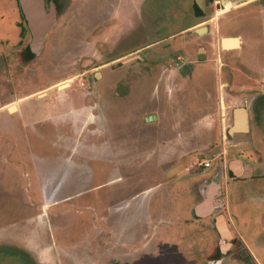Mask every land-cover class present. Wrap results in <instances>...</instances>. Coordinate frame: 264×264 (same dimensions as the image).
I'll return each mask as SVG.
<instances>
[{
  "label": "rangeland",
  "instance_id": "rangeland-1",
  "mask_svg": "<svg viewBox=\"0 0 264 264\" xmlns=\"http://www.w3.org/2000/svg\"><path fill=\"white\" fill-rule=\"evenodd\" d=\"M205 1L204 17L183 23L193 0H67L27 58L19 2L0 0V264H264V101L249 88L264 76L217 50L242 31V11ZM247 15L264 18L263 0ZM208 20L205 61L209 37L179 34ZM237 108L250 130L229 136ZM225 156L245 173L231 188L221 178L217 195Z\"/></svg>",
  "mask_w": 264,
  "mask_h": 264
},
{
  "label": "flooded vegetation",
  "instance_id": "flooded-vegetation-1",
  "mask_svg": "<svg viewBox=\"0 0 264 264\" xmlns=\"http://www.w3.org/2000/svg\"><path fill=\"white\" fill-rule=\"evenodd\" d=\"M16 1H18V0H16ZM44 1V9H45V6H47L48 7V9H49V11L50 10H52V12H56V14L57 13H59L60 12V10L62 9V7L63 6H65L66 5V1L67 0H43ZM133 1V0H132ZM205 1V0H204ZM255 1V0H254ZM119 2V0H117V5H116V7H115V9L119 6L118 3ZM195 2V0H193V3ZM251 3V2H249L248 0H220V2H219V9L220 10H223L224 9V6L226 5V6H228V7H231V9L229 10V11H231V10H234V9H237V8H239V6H242V5H247L248 3ZM110 4V3H109ZM195 3L193 4V7H194V15L193 14H191V15H185V17L183 18V20H182V22L184 23V22H186V19L187 18H190V19H199V18H201V17H204V12H202L201 13V11L198 9V6L196 5V8L197 9H195ZM205 5H206V1H205ZM233 6H235L234 7V9H233ZM171 10L172 11H170V12H177V11H181L182 9H181V7L179 8V4H177L176 6H174L173 8H171ZM199 12V13H198ZM176 18H178V16L176 17ZM175 20V19H174ZM173 20V22H176V21H174ZM209 21L210 20H208V22L205 24V25H203V27H205L206 28V31L205 30H201V34L199 35V34H196L194 31H191V30H188L187 31V29H184V30H182L181 32H180V34L179 35H187V34H189V33H193V35L197 38V40H198V38L199 39H202V38H205V37H209V41H207L206 43H205V45L206 46H201V48H198V50H197V53L199 54V56H201V57H203V58H206L207 57V55L209 54V53H211L212 52V47H213V42H212V40H210V39H212V38H210V35L213 33H211L210 32V26L208 25L209 24ZM205 22V21H204ZM120 29H122V28H120ZM119 30V29H118ZM117 30V28H116V31H118ZM20 33H21V30H20V32H19V38L22 40L23 39V36H21L20 35ZM115 33V32H114ZM218 34V33H217ZM23 35V34H22ZM202 35V36H201ZM218 41V51L220 52V50H223V52H225L224 54H229V49L231 50V48H229V49H222V47H221V43H220V40H217ZM19 43H21V41L19 42ZM201 43H203V41L201 42ZM212 45V46H211ZM147 47V46H146ZM145 47V48H146ZM32 48V51H31V49L28 47V50H29V54H28V56H26L27 58H33L34 57V52H35V50H36V48H37V45L36 44H34L33 43V46L31 47ZM184 48L186 49V45L184 46ZM138 50L139 49H137L136 51L138 52ZM186 53V52H185ZM139 53H135V57H138L137 55H138ZM188 54V53H187ZM223 54V55H224ZM31 55L33 56V57H31ZM206 56V57H205ZM226 58H227V56H226ZM185 59V58H184ZM230 59V58H229ZM224 60H226L225 59V57L223 56V61ZM227 60H228V58H227ZM202 62V61H201ZM217 62L220 64L221 63V58H220V55H218V59H217ZM187 65H188V62H186L185 63V66H184V68L185 69H187ZM221 65H223V67L225 66V64L223 63V64H221ZM222 72H224V68L223 69H221V67L219 68V73L220 74H222ZM246 72V71H245ZM224 74V73H223ZM245 75L247 76V73H245ZM225 78H226V76H225ZM260 92V91H259ZM262 93V94H261ZM257 98H259V100H260V102H263L264 101V92L262 91V92H260V96H257ZM263 105V104H262ZM264 108V105H263V107H260V108H258L257 110H256V112H257V115H256V120L259 118V113L261 114V110ZM250 111V110H249ZM249 111L247 110L246 111V113H247V126H249V130H250V116H249ZM258 111H259V113H258ZM232 121H233V119H232ZM249 133V132H248ZM232 134H229V136H231ZM218 157H220V156H218ZM218 159V158H217ZM221 160V161H220ZM220 160H218V165H215V166H213V168H212V170H213V173H214V177L216 178L215 179V185L214 186H216L215 188H217V190H215L216 191V193H217V195L220 193L219 192V189L221 188V186H220V180H221V178H224V181H225V184H226V186L228 185L229 186V188H231V185H232V182H233V180H235V179H239L240 177H242V176H244V173H245V169H243V167H241V168H239V171H235V170H233L232 168H231V164L230 163H227L226 162V156L225 157H223V159H222V157H221V159ZM217 161V160H216ZM217 163V162H216ZM251 166V165H250ZM250 166H248L247 167V188L249 189V188H251V189H254V187H255V185H253V182H255V180L253 179L254 177H256L257 175H253L252 174V172H255V170H251V168H250ZM211 167V164H210V166H209V168ZM235 167V166H234ZM223 169V170H222ZM222 172V173H221ZM260 173H262V170L260 171ZM224 174V175H223ZM260 178H261V185L263 186L264 185V173H262V174H260ZM261 185L258 187L259 189H260V187H261ZM202 188L203 187H201V189H199V194H200V196H202L201 195V190H202Z\"/></svg>",
  "mask_w": 264,
  "mask_h": 264
},
{
  "label": "crops",
  "instance_id": "crops-1",
  "mask_svg": "<svg viewBox=\"0 0 264 264\" xmlns=\"http://www.w3.org/2000/svg\"><path fill=\"white\" fill-rule=\"evenodd\" d=\"M251 1H253V0H251ZM256 1V0H255ZM263 2H264V0H263ZM195 3V2H194ZM193 3V4H194ZM192 4V5H193ZM196 4V3H195ZM234 7L235 6H233V9H234ZM241 7H244V8H241ZM194 8V7H193ZM241 8V9H240ZM195 9H197L196 8V5H195ZM199 9V8H198ZM237 9H239L238 11L240 12V11H242L241 12V14H242V18L243 19H241V20H239V19H237V18H239L240 16H238L237 18H236V16L237 15H240V14H237L236 16H235V20L237 21V23H240L241 25V30L242 31H238V32H233V33H235V35H238V37L237 38H223V39H237V46H235L234 47V49H232V47L233 46H231V47H228V48H226V49H229V48H231V50L229 49V53H231V52H239L240 53V62L242 63L241 65H243L246 69H245V71H246V73H247V65H251V67H250V69H251V71H254L255 73H256V75H258V76H264V61H261V62H259L258 61V59H259V55H257V52H255L254 51V47H258V44H256V42H255V40H257V43H260L261 41H262V39H263V41H262V45L264 44V18H261V16H255V18L256 17H260L258 20H255V19H253L254 18V15H253V18H252V16H250V15H247V5H242V6H239V8H237ZM229 11V8H228V6H226L225 5V7H224V9L222 10V12L224 13V12H226V11ZM201 11V10H200ZM201 13H202V11H201ZM263 17V16H262ZM203 17H201V18H199V19H202ZM231 18V16H229V19ZM255 22V21H257L256 23H257V25H253L252 24V22ZM204 21H200V24H202V25H199V24H194V25H191V26H187V31L188 30H191V31H194L195 29H197V28H201V27H203V23ZM232 25H234V24H232ZM236 25H239V24H236ZM231 26V22H230V20H229V27ZM210 30V32L212 33V28H210L209 29ZM228 30V29H227ZM239 32H241L240 34H239ZM254 32H258L260 35H258V36H256V37H254V38H250V39H253V40H250V39H248V37H250V36H247L248 34H252V33H254ZM225 33H227L228 35H230V33H232V32H230V30H228L227 32H225ZM226 41H228V40H226ZM231 42V41H230ZM252 45V46H251ZM250 49V50H249ZM253 49V50H252ZM201 58H203V57H201ZM264 58V57H263ZM203 60H207L206 58H204ZM203 60L201 59V61H196V63H194V62H189V64L188 65H190V66H193V65H195L196 67H198V66H203V64L205 63V62H203ZM250 63V64H249ZM182 71H184V72H186L187 73V70H181V72ZM183 72V73H184ZM186 77H187V75H186ZM247 86V85H246ZM258 87V88H257ZM252 91H256V93H255V95L253 96V97H257V96H260V93L258 92V91H263L264 92V88H263V86H262V88H261V86L260 85H258V86H255V88L253 89V87L251 86V87H249ZM262 94V93H261ZM247 128H248V130H247V133L249 132V126H247ZM258 133V132H257ZM233 165H237V163H235V164H233ZM208 169V168H207ZM215 185V184H214ZM201 195L202 196H205V192H204V190L202 189L201 190ZM147 202H148V200H147ZM142 203L140 204L139 203V205H138V209H142L141 207H142ZM150 212V211H149ZM184 212H179V214L180 215H182ZM203 213H204V211H203ZM173 214V213H172ZM195 214L196 215H198L197 214V212H196V210H195ZM151 215H154V211L152 210V212H151ZM151 215H150V218H149V220L148 221H150L151 219L153 220V218L151 217ZM180 215H179V218H180ZM177 220H179V219H177ZM152 222H154V220L153 221H150V223H152ZM218 224H220V222H217V226H218ZM154 228H155V226H154ZM165 229H166V226H165ZM157 230L158 231H160L159 233H165V232H167V231H163V230H161L160 228H157ZM167 230H170L169 228H167ZM179 233V232H178ZM167 234V233H166ZM169 234H171L172 235V233L171 232H169ZM168 235V234H167ZM160 238V237H159ZM178 238V237H177Z\"/></svg>",
  "mask_w": 264,
  "mask_h": 264
},
{
  "label": "water",
  "instance_id": "water-1",
  "mask_svg": "<svg viewBox=\"0 0 264 264\" xmlns=\"http://www.w3.org/2000/svg\"><path fill=\"white\" fill-rule=\"evenodd\" d=\"M21 12L27 21L30 30L33 34L34 44L37 45L36 50L42 44L43 40L49 29L51 28L54 20L52 18V11L48 14L44 11V1L43 0H18ZM196 5L199 10L202 12L205 11V1L204 0H195ZM225 7V6H224ZM201 30H205V27L197 28L194 30L196 34H201ZM228 40L233 42V47L237 46V39H222L221 46L223 49H226L224 42ZM35 50V51H36ZM232 128L229 130V134L234 133H247V113L244 108H237L233 111V122ZM202 210V209H201ZM197 212V210H196ZM201 212V211H199ZM203 213V212H201ZM226 231V229H225ZM221 234V233H220ZM225 238H229V234L226 231ZM222 236V235H221ZM224 237V236H222Z\"/></svg>",
  "mask_w": 264,
  "mask_h": 264
},
{
  "label": "bare ground",
  "instance_id": "bare-ground-1",
  "mask_svg": "<svg viewBox=\"0 0 264 264\" xmlns=\"http://www.w3.org/2000/svg\"><path fill=\"white\" fill-rule=\"evenodd\" d=\"M224 46H225V48H228V47H231V46H234V45H233V42L225 41L224 42ZM10 110L12 111L13 109H10ZM217 222H220V224H218V226H217ZM216 226H217L219 232L221 233V235L224 236V237H227L226 234H225L226 233L225 225H224L223 220L221 218L216 220Z\"/></svg>",
  "mask_w": 264,
  "mask_h": 264
},
{
  "label": "built area",
  "instance_id": "built-area-1",
  "mask_svg": "<svg viewBox=\"0 0 264 264\" xmlns=\"http://www.w3.org/2000/svg\"><path fill=\"white\" fill-rule=\"evenodd\" d=\"M219 2H220V0H214V4H219ZM219 6V5H218ZM203 166L205 167V168H209V166H210V163L209 162H205L204 164H203Z\"/></svg>",
  "mask_w": 264,
  "mask_h": 264
},
{
  "label": "trees",
  "instance_id": "trees-1",
  "mask_svg": "<svg viewBox=\"0 0 264 264\" xmlns=\"http://www.w3.org/2000/svg\"><path fill=\"white\" fill-rule=\"evenodd\" d=\"M198 13H199V12H198ZM22 34H23V32H22V30H21V33H20V35H21V36H23ZM31 57H33V56L31 55ZM228 134H229V132H228Z\"/></svg>",
  "mask_w": 264,
  "mask_h": 264
}]
</instances>
